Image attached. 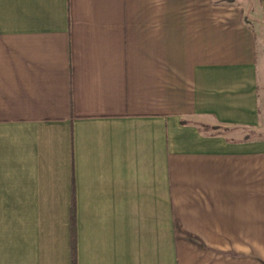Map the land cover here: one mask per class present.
Listing matches in <instances>:
<instances>
[{
    "label": "crops",
    "instance_id": "1",
    "mask_svg": "<svg viewBox=\"0 0 264 264\" xmlns=\"http://www.w3.org/2000/svg\"><path fill=\"white\" fill-rule=\"evenodd\" d=\"M263 107L264 0H0V264H264Z\"/></svg>",
    "mask_w": 264,
    "mask_h": 264
},
{
    "label": "rangeland",
    "instance_id": "2",
    "mask_svg": "<svg viewBox=\"0 0 264 264\" xmlns=\"http://www.w3.org/2000/svg\"><path fill=\"white\" fill-rule=\"evenodd\" d=\"M262 119H261V128H260V131H255L254 129H250V130H245V131H239L241 132L242 134H245V133H248L249 137L251 138H261L263 137L264 138V107H263V111H262ZM220 129H218V131H223L225 133H227L229 131V128H223V127H218ZM230 132V131H229Z\"/></svg>",
    "mask_w": 264,
    "mask_h": 264
},
{
    "label": "trees",
    "instance_id": "3",
    "mask_svg": "<svg viewBox=\"0 0 264 264\" xmlns=\"http://www.w3.org/2000/svg\"><path fill=\"white\" fill-rule=\"evenodd\" d=\"M71 230H72V255H73V264H76V230H75V217L71 216Z\"/></svg>",
    "mask_w": 264,
    "mask_h": 264
}]
</instances>
